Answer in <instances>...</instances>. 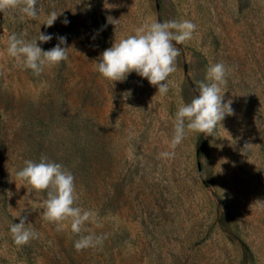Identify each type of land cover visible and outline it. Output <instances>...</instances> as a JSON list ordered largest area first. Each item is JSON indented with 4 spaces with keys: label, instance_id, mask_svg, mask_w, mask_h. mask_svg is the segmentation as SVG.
Masks as SVG:
<instances>
[{
    "label": "rangeland",
    "instance_id": "1",
    "mask_svg": "<svg viewBox=\"0 0 264 264\" xmlns=\"http://www.w3.org/2000/svg\"><path fill=\"white\" fill-rule=\"evenodd\" d=\"M39 15L0 12V264H264V0H38ZM52 26L43 24L51 12ZM108 18L113 23L109 22ZM67 19L68 23L62 21ZM147 19L190 20L193 38L169 91L135 72L111 81L95 61ZM66 38L68 58L39 76L6 53L10 34ZM231 68L226 115L213 135L187 132L170 147L181 101L198 95L209 64ZM173 153L162 157L160 153ZM41 155L72 172L76 206L103 244L76 251L68 223L41 218L46 192L19 180ZM38 237L18 246L12 223Z\"/></svg>",
    "mask_w": 264,
    "mask_h": 264
},
{
    "label": "clouds",
    "instance_id": "2",
    "mask_svg": "<svg viewBox=\"0 0 264 264\" xmlns=\"http://www.w3.org/2000/svg\"><path fill=\"white\" fill-rule=\"evenodd\" d=\"M37 5L38 0H0V12L15 9L29 19H37ZM58 14L51 12L43 24L52 26ZM62 22L68 23L67 19ZM195 30L196 25L190 20L160 22L147 19L134 30V34L115 39L110 47L103 50L95 61V70L113 82L124 81L129 73L135 72L155 86L158 93L165 95L169 91V77L176 72V61L180 55L179 48L173 42L184 44L190 41ZM52 38L51 34L40 31L31 40L12 33L7 40L6 53L15 59L18 66L39 76L45 67L57 65L68 58L67 47L61 46L66 43L63 36L57 37L59 42L49 50H43L37 43H46ZM230 71L231 68L223 62L209 64L205 80L198 82V95L190 102L179 103L173 119V136L170 141L172 149L183 142L187 132L213 135L225 116L233 114L231 100L224 102L225 91H222ZM172 154L160 153L162 157ZM23 163L24 166L16 172L17 178L37 192H46V198L39 206L42 210L41 218L56 223L57 230H62L66 221L71 231L79 235L74 241L76 251L102 245L105 239L103 235L92 232L80 235L82 231H87L85 224L95 223L96 217L92 211L76 206L78 194L72 172L45 155H41L38 162L29 159ZM18 216L19 223H12L9 231L14 243L22 246L37 238L38 233L27 226L29 223L25 222L26 217Z\"/></svg>",
    "mask_w": 264,
    "mask_h": 264
}]
</instances>
